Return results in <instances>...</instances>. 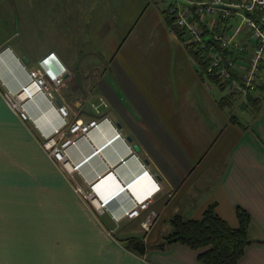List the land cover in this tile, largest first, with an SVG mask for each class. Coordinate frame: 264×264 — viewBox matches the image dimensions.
Returning a JSON list of instances; mask_svg holds the SVG:
<instances>
[{
  "label": "crops",
  "instance_id": "0c3cea01",
  "mask_svg": "<svg viewBox=\"0 0 264 264\" xmlns=\"http://www.w3.org/2000/svg\"><path fill=\"white\" fill-rule=\"evenodd\" d=\"M160 1L0 0V264H200L196 250L163 243L172 216L199 219L212 203L231 227L236 208L248 212L251 243L237 264H264V98L253 113L221 107L164 22L176 0ZM228 21L231 30L239 16ZM50 53L67 69L63 83L53 102L31 94L23 121L1 91L26 86ZM57 105L72 120L99 121L66 155L80 165L76 182L107 201L100 213L41 147V134L62 126ZM150 193L157 217L146 231L144 211L124 215Z\"/></svg>",
  "mask_w": 264,
  "mask_h": 264
},
{
  "label": "built area",
  "instance_id": "2783aa9c",
  "mask_svg": "<svg viewBox=\"0 0 264 264\" xmlns=\"http://www.w3.org/2000/svg\"><path fill=\"white\" fill-rule=\"evenodd\" d=\"M170 12L176 25L183 29L187 39L198 44L200 48L205 39L201 27L205 19L212 18L215 23L221 19L228 21L233 13L239 16V21L233 29L219 30L212 36L213 41L217 42L222 50L233 53L224 57L220 50L212 49L208 51L207 58L210 60L211 67L215 68L219 82L225 84V91L237 92L246 102V96L256 89L264 71V0H176V3L170 7ZM246 13H256V17ZM241 34L246 36L247 41L240 39ZM50 57L55 56L53 53L48 54L39 61L40 69L28 72L29 83L26 86H22L18 91H1L5 104L23 121L29 119L24 106L31 94L41 92L53 102L52 89H56L63 83L67 69L59 64L60 69L57 70L52 62H48ZM56 111L61 117L62 126L60 129L56 128L52 134H41V147L66 177L74 191L83 199L93 203L94 208L100 213L107 201H97L93 190L85 191L76 182L74 173L80 165L72 164L66 155L67 148L74 143L75 139L88 134L92 128L98 127L99 121L72 120L65 105H57ZM119 136L120 133L114 134L108 142ZM92 153L97 152L94 149ZM142 173L146 174L147 170ZM157 191H159L158 186L155 193ZM152 195L150 193L148 198L142 201L135 200L134 206L124 215V217L134 218L144 211L145 215L140 223L146 231L150 229L157 217V212L150 208Z\"/></svg>",
  "mask_w": 264,
  "mask_h": 264
},
{
  "label": "trees",
  "instance_id": "16d2710c",
  "mask_svg": "<svg viewBox=\"0 0 264 264\" xmlns=\"http://www.w3.org/2000/svg\"><path fill=\"white\" fill-rule=\"evenodd\" d=\"M170 7L168 6L161 12L164 22L184 45L195 63L199 77L214 84L218 89L225 90V84L219 82L216 70L211 67L210 60L207 58V53L212 49L220 50L224 57L233 53L222 50L219 44L212 39L215 32L229 29L227 26L229 21L221 19L213 23L211 27L205 25L206 21L202 22V33L205 39L203 46L200 48L198 44L189 41L183 29L176 25ZM246 14L256 17V13ZM260 89L264 92V83ZM237 94V92L226 93L218 100V103L221 107L230 106L234 102L233 97ZM259 103H261L259 98H253L250 95L248 104H243V107H251L252 111L256 112ZM236 217L238 225L231 227L226 220L218 215L215 203L210 204L199 219H186L181 215H174L169 220L171 231L165 237L163 244L178 242L196 250L200 264H237L251 240L248 236L250 223L248 212L238 207L236 208ZM133 241V238L129 239L130 244Z\"/></svg>",
  "mask_w": 264,
  "mask_h": 264
},
{
  "label": "rangeland",
  "instance_id": "374dc122",
  "mask_svg": "<svg viewBox=\"0 0 264 264\" xmlns=\"http://www.w3.org/2000/svg\"><path fill=\"white\" fill-rule=\"evenodd\" d=\"M171 0H162V1H160L161 3H162V5H166V4H168L169 2H170ZM26 30H27V25L26 24H23V25H21L20 26V30H19V34H20V36L21 35H24L25 36V32H26ZM263 73H264V71H263ZM263 83H264V76H260V78H259V82H258V84H257V87H256V89L254 90V92L253 93H251L250 92V94L249 95H247L246 96V102L245 101H242V97H240L238 94L237 95H235L233 98V100H234V103L236 104L235 106L237 107V105L239 104V103H241L242 105L243 104H248V100H249V96L251 95V96H253V98H259L260 99V101L262 102V99L264 98V92H262L261 91V86L263 85ZM214 87H215V89L218 91V93L219 94H222V95H224V94H226L227 93V91H225V90H221V89H218V87L217 86H215L214 85ZM256 93V95H253V94H255ZM263 97V98H262ZM251 111V110H250ZM237 112H239V109H237ZM252 113H253V111H251ZM245 118V117H244ZM243 120V119H242ZM170 220V219H169Z\"/></svg>",
  "mask_w": 264,
  "mask_h": 264
},
{
  "label": "water",
  "instance_id": "95a60500",
  "mask_svg": "<svg viewBox=\"0 0 264 264\" xmlns=\"http://www.w3.org/2000/svg\"><path fill=\"white\" fill-rule=\"evenodd\" d=\"M183 3H186V2H183ZM127 139L130 140V138H127ZM106 144H108V143H105L102 147H105ZM102 147H100V148H99V147L96 148V149H95L96 152H98ZM134 149H135V150H138V146L135 145V146H134ZM92 154H94V153H92ZM92 154H90L89 156H91ZM89 156H87L86 158H84V160H85V159H88ZM103 177H104V176H102L100 179H103ZM122 190H123V188L120 189L117 193H120ZM144 247H145L144 243L141 242V241H139V240H137V241H135V242L133 243V248H134L139 254H143V253H144Z\"/></svg>",
  "mask_w": 264,
  "mask_h": 264
},
{
  "label": "clouds",
  "instance_id": "9594fccd",
  "mask_svg": "<svg viewBox=\"0 0 264 264\" xmlns=\"http://www.w3.org/2000/svg\"><path fill=\"white\" fill-rule=\"evenodd\" d=\"M118 133H119V132H118ZM125 187H126V186H123L122 188L125 189ZM122 188H121V189H122ZM119 190H120V189H119ZM119 190H118V191H119ZM118 191H117V192H118ZM117 192H116L115 194H118Z\"/></svg>",
  "mask_w": 264,
  "mask_h": 264
}]
</instances>
